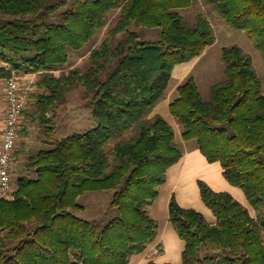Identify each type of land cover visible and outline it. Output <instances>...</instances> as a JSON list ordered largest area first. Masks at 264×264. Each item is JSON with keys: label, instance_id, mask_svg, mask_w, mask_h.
<instances>
[{"label": "trees", "instance_id": "obj_1", "mask_svg": "<svg viewBox=\"0 0 264 264\" xmlns=\"http://www.w3.org/2000/svg\"><path fill=\"white\" fill-rule=\"evenodd\" d=\"M228 24L245 29L264 58V0H207ZM192 0H0V60L36 76L24 110L48 129L54 146L40 149L0 196V264H129L158 236L149 210L167 173L184 157L174 126L155 109L175 67L216 42L204 13L180 11ZM116 13L113 21L110 19ZM142 27L160 38H142ZM108 28L83 66L64 70L73 49ZM122 32L126 36L114 43ZM225 78L201 94L192 75L170 104L184 140H196L209 162L245 192L251 208L199 180L215 222L170 199V220L185 243L184 264H264V91L253 57L237 44L223 49ZM61 71L60 74H56ZM11 70L0 68V81ZM85 86L97 126L61 139L51 115L68 92ZM32 108V109H30ZM16 151L15 154H19ZM112 189L106 224L79 216L86 191ZM148 264H166L150 260ZM167 264H172L167 262Z\"/></svg>", "mask_w": 264, "mask_h": 264}, {"label": "rangeland", "instance_id": "obj_2", "mask_svg": "<svg viewBox=\"0 0 264 264\" xmlns=\"http://www.w3.org/2000/svg\"><path fill=\"white\" fill-rule=\"evenodd\" d=\"M180 11L190 20H194L196 15L199 13L206 14L216 31V42L213 43V45H209L200 58L197 57L198 59L194 63L189 74L190 76L193 75L197 79L204 99L209 100L212 86L225 78V65L222 59L223 49L226 46L229 47L235 44L241 46L246 53H249L253 57L254 64L263 81L264 91V58L257 46L254 45L255 43L247 30L238 29L228 24L226 20L224 21L215 12L213 6H211L207 0H192V5L189 8H184ZM115 15L116 13L112 14L110 19L111 22L113 21ZM129 29L139 31L144 39L157 40L160 38V28L142 27L133 23ZM107 30L108 28L103 30L92 40L87 42L82 48L71 50L69 53V60L63 66V69L69 70L76 66H83L86 63V58L91 50L102 43L108 34ZM125 36L126 32L120 33L118 37L114 39V43H117ZM60 73L61 71H57L56 74ZM32 78L36 80L35 75H32ZM176 80V78L171 80L167 90L168 97L158 104L156 111L165 116L168 121L174 125L177 142L180 143L185 150L188 144L195 143L197 145V143L194 139L187 141L183 139V128L170 110V104L179 95L177 89L178 86L177 88L174 87ZM1 84L3 86V80L0 81V85ZM173 88L175 90L172 91ZM86 91V87L81 85L68 92L66 100L59 107H57L55 116L51 115V120L53 121H51L50 126H54L55 130L53 131L55 132L57 138L61 139L75 133L86 132L87 130L97 126V121L93 115V105L89 104V99L85 96ZM29 102L26 108L29 107ZM20 127L19 139L14 151L12 164L13 175L18 174V176L27 174L25 171V165L31 156L36 155L40 149L54 146V143L48 135V129L45 128V126H42L39 121L32 120L26 112L22 118ZM16 151H20V153L17 155L15 154ZM189 184L192 185L189 188L190 190L187 192V201L189 205L198 206L201 201L204 206H206L201 195L197 194V187H195L196 192L193 189L195 184ZM113 193L114 191L112 189L86 191L79 197V202L84 206V208L77 210L76 213L85 219L97 220L102 224H106L110 221L112 215L115 214L114 211L110 212V204L112 201L111 199L113 198ZM250 208L253 214H255L251 204Z\"/></svg>", "mask_w": 264, "mask_h": 264}, {"label": "crops", "instance_id": "obj_3", "mask_svg": "<svg viewBox=\"0 0 264 264\" xmlns=\"http://www.w3.org/2000/svg\"><path fill=\"white\" fill-rule=\"evenodd\" d=\"M200 58V57H199ZM195 59V60H194ZM193 61L178 64L175 67L173 78H176L175 88L190 77V72L197 57ZM171 79V80H172ZM3 83V82H2ZM175 90L174 88L172 91ZM175 92V91H174ZM168 97V95L166 96ZM166 99V98H165ZM157 108V107H156ZM8 105L6 98L5 85H0V144L2 128L5 125V118L7 116ZM155 113H158L155 109ZM160 114V113H159ZM162 115V114H161ZM165 117V116H164ZM166 118V117H165ZM167 119V118H166ZM168 120V119H167ZM174 126V125H173ZM175 128V127H174ZM186 141V140H185ZM13 168V165H12ZM20 172V171H19ZM13 181L16 180L18 174L13 175ZM199 180L206 181L213 189L217 191H228L232 193L243 204L250 207V203L245 195L243 189L231 184L224 176V168L220 162H209V160L202 154L201 150L194 144H188L185 149L184 157L177 165H173L168 173L166 182L160 187L159 197L153 201L149 210L152 215L159 221V231L156 240L149 245L146 251L141 254L134 255L129 264H148L150 260L158 263L170 262L172 264L183 263V251L186 243L180 238L175 226L170 220L169 204L173 194L177 195L179 203L188 208H196L201 211L211 222L216 221L213 211L200 201L198 206L189 205L187 192L192 186L189 183H194L193 189L197 194L201 195ZM202 197V196H201Z\"/></svg>", "mask_w": 264, "mask_h": 264}, {"label": "built area", "instance_id": "obj_4", "mask_svg": "<svg viewBox=\"0 0 264 264\" xmlns=\"http://www.w3.org/2000/svg\"><path fill=\"white\" fill-rule=\"evenodd\" d=\"M12 66L0 60V68L11 70V77L3 80L6 88L8 111L2 128L0 144V196L13 198L15 185L11 174L14 151L19 139V131L24 110L30 99V92L36 80L32 76L21 75Z\"/></svg>", "mask_w": 264, "mask_h": 264}]
</instances>
